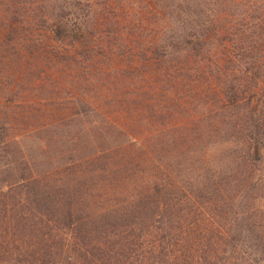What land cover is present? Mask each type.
I'll return each instance as SVG.
<instances>
[{
    "label": "trees",
    "instance_id": "1",
    "mask_svg": "<svg viewBox=\"0 0 264 264\" xmlns=\"http://www.w3.org/2000/svg\"><path fill=\"white\" fill-rule=\"evenodd\" d=\"M93 1L0 0V55L83 91L0 104V264H264V0H230L233 21L137 0L150 24L127 37ZM112 61L120 92L96 107L84 83Z\"/></svg>",
    "mask_w": 264,
    "mask_h": 264
},
{
    "label": "rangeland",
    "instance_id": "2",
    "mask_svg": "<svg viewBox=\"0 0 264 264\" xmlns=\"http://www.w3.org/2000/svg\"><path fill=\"white\" fill-rule=\"evenodd\" d=\"M145 1L153 2V0ZM198 1L200 2V0ZM201 1L204 4L203 9L200 7L196 10L199 12L204 11L209 17L215 15L220 16L223 20L233 21L239 20L242 13H244L242 16L247 14L246 8L241 11L242 13L240 10H234L229 5L230 0ZM93 2L96 4L98 21L101 20L102 25L111 22L114 26L110 30L121 33L125 37H127V32L130 34V32L136 31L139 24H143L141 29L146 30L149 27L151 13L144 8L140 9V6L136 3L137 0H94ZM213 5L215 6L212 7ZM81 7H84L83 4H81ZM210 9L214 12L211 11V13ZM248 14L250 15V13ZM135 16H137V19H134ZM241 26L244 27L242 24ZM106 29H103V31ZM5 51L7 52L0 55V88L3 89L2 94H4L0 95V104L3 107H9L10 104V107L15 109L16 112L36 111L40 107H42V110H45L44 108L50 110L52 105L68 109L72 107V101L77 97V94L83 92L78 87L82 77L80 74H75L76 72L72 69L61 65L53 67V64L42 66L28 63L25 57L27 53L21 48H16V51L7 49ZM30 60L32 61L33 58ZM120 67L122 66L114 63L111 65L109 62L102 64L99 68H101L100 72H103V74H93L89 83H84V87H88V85L96 86V93L100 95L98 96L99 99L92 98L94 106L105 107L102 96L111 95L112 99L114 95L119 94L120 90L114 72L118 71ZM100 80L103 83L109 82L107 87H101V82L98 83ZM9 99L13 100L9 103Z\"/></svg>",
    "mask_w": 264,
    "mask_h": 264
}]
</instances>
